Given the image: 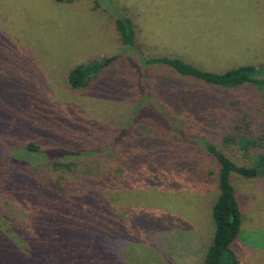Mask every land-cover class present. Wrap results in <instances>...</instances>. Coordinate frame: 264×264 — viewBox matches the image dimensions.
<instances>
[{"label":"rangeland","instance_id":"rangeland-1","mask_svg":"<svg viewBox=\"0 0 264 264\" xmlns=\"http://www.w3.org/2000/svg\"><path fill=\"white\" fill-rule=\"evenodd\" d=\"M100 1L0 0V73L26 95L20 111L23 126L44 144L76 142L86 150L96 146L104 125L124 126L134 114L158 120L145 119L148 127L142 129L147 140L158 141L143 146L141 137L131 133L132 142L118 147L120 163L112 165V172L127 175L116 182L111 218L122 227L118 232L127 243V264H202L214 235L218 171L202 145L179 138L206 139L225 150L221 136L232 127L233 101L264 110V88L217 89L177 82L171 88L176 102L160 97L163 107L172 109L170 122L176 131L170 132L159 120L156 91L161 86L155 77L181 78L163 67H144L140 56L181 58L217 73L244 65L264 68V0H109L136 26L132 61L113 69L101 84L91 82L73 91L66 82L73 67L122 49L115 16ZM181 90L184 97L177 95ZM165 135L168 151L160 143ZM232 152L237 161L245 160ZM184 155L199 161L198 166L183 162ZM201 167L205 178L198 172ZM232 183L243 212L233 250L240 264H264V180L232 174ZM8 210L24 218L21 210ZM123 216L126 221H121Z\"/></svg>","mask_w":264,"mask_h":264},{"label":"trees","instance_id":"trees-1","mask_svg":"<svg viewBox=\"0 0 264 264\" xmlns=\"http://www.w3.org/2000/svg\"><path fill=\"white\" fill-rule=\"evenodd\" d=\"M97 3L114 14L122 49L112 57L73 67L66 78L73 91L88 88L91 82L101 84L113 69L120 70L123 64L132 61L129 55L137 38L133 20L117 12L109 0ZM140 61L146 68L163 67L181 78L155 77L161 86L160 92L156 91L162 114L159 120L170 132L176 131L170 122L172 109L163 107L165 100L160 97L164 95L166 100L175 101L171 88L177 82L190 81L196 86L217 89L264 88V68L253 65L217 73L181 58L140 56ZM177 95L184 97L185 93L181 90ZM26 103L24 92L0 73V264H127V243L118 232L122 227L116 226L117 222L111 218L115 216L113 193L127 173L122 170L113 173L112 165L120 163L118 151L132 142L131 133L141 137L138 142L143 146L158 141L147 140L142 129L148 127L144 122L147 118L159 121L134 114L124 126L104 125L95 137L96 146L85 150V146L76 142L44 144L39 135L31 134L29 126H23L20 114ZM232 106L233 114L229 118L232 127L221 136L225 150L206 139L186 135L179 138L189 145H202L203 153L216 161L218 171L219 195L212 210L214 235L202 264H240L233 245L241 233L242 198L232 183V174L264 180V110L243 108L237 101ZM183 108L190 110L184 105ZM167 137L160 141L164 147L169 141ZM233 150L245 160L237 161L230 153ZM181 158L198 166L199 161L189 155ZM198 172L205 178L203 167ZM106 200L109 204H104ZM9 206L21 210L24 218L13 216Z\"/></svg>","mask_w":264,"mask_h":264}]
</instances>
